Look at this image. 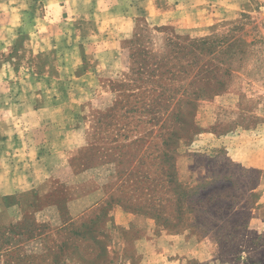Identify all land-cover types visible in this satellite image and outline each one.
I'll return each mask as SVG.
<instances>
[{"label": "rangeland", "instance_id": "1", "mask_svg": "<svg viewBox=\"0 0 264 264\" xmlns=\"http://www.w3.org/2000/svg\"><path fill=\"white\" fill-rule=\"evenodd\" d=\"M175 36L222 43L200 55L196 79L139 81L154 65L139 51ZM54 129L84 143L54 171V192L31 191L39 213L14 219L29 194L3 193L23 187ZM242 129L255 134L240 143L252 152L264 135V0H0V264H143L136 224L121 229L127 248L109 252L118 205L149 215L153 238L204 242V264H264V169L243 167L220 140ZM13 132L28 149L2 143ZM77 173L99 188L82 196ZM164 263L202 264L174 253Z\"/></svg>", "mask_w": 264, "mask_h": 264}, {"label": "crops", "instance_id": "2", "mask_svg": "<svg viewBox=\"0 0 264 264\" xmlns=\"http://www.w3.org/2000/svg\"><path fill=\"white\" fill-rule=\"evenodd\" d=\"M249 130H236L234 134L229 135H221L220 140H224L225 144H228L227 149L231 150L229 154H231V158L234 161L240 163L243 167L246 168H254V169H264V135H258L255 137V141H253V149L252 152H243L244 147L243 142L244 138H250L251 132H247ZM207 134L215 137V133H204L205 137ZM252 137L255 135L252 133ZM42 142L40 145L35 146L36 151L33 153L34 158L32 162L33 172L30 174H20V184L23 187H19L18 190L5 191L3 194H13L15 192L26 191L28 192V203L26 204H18L15 207L13 206L11 216L14 219H20L27 212H36L39 213V210L36 208L31 209V203L35 204V198L30 197L31 191L34 195L38 197L45 196L54 192L55 188L60 186L59 184L62 181L56 179V175L54 171L60 167L67 166L68 160L71 157H75L78 155V149L84 143V136L82 133H79V130H57L54 129L49 134L42 135ZM59 138V139H57ZM235 139V144H230L229 141ZM242 141V142H241ZM13 143L14 145L22 146L21 148H29V144L23 141V133L20 135L16 132L10 133L8 137L3 140L2 143ZM26 145V147L24 146ZM240 145L242 147L240 148ZM43 148V149H42ZM43 150V151H42ZM39 151H42V154H39ZM233 151H236L235 155H233ZM31 155V153H30ZM31 159V157H29ZM2 172H0V177L5 174V167L1 165ZM80 174H84L83 172H79ZM79 173L76 174L80 175ZM83 176L77 177L75 180V185L77 188H82L81 194L90 195L92 192L99 188L97 185L89 184L82 179ZM80 180V181H79ZM7 184V183H6ZM17 185V184H16ZM6 186V185H5ZM84 186H87L89 189L84 192ZM17 188V186H16ZM84 192V193H82ZM91 192V193H90ZM104 195L106 192H103L98 198H95V203L104 199ZM264 201V197L261 198V202ZM33 208V207H32ZM71 213L73 212V208L71 209ZM8 212V213H10ZM111 220H113V229L111 230L112 239L109 244V252L112 254L119 253L124 251L128 243L125 239H121V229L129 226L130 224L138 225L140 229V238L135 242V248L139 252V254L143 255V264H160L164 260L169 259V255L171 254H179V257L186 256L191 260H197L199 263H206L213 257V253L208 251H204V242L202 241H193L192 239L188 240L183 234L180 233H165L164 230H161V234L156 235L154 238L152 237V233L155 231L153 228L148 225L152 220V218L144 213H135L130 210H126L122 206H115L110 211ZM211 238L215 239L212 236V233H209L207 236V241H212ZM161 242V245L159 243ZM166 241V242H165ZM162 246V247H161ZM165 264V263H164Z\"/></svg>", "mask_w": 264, "mask_h": 264}, {"label": "trees", "instance_id": "3", "mask_svg": "<svg viewBox=\"0 0 264 264\" xmlns=\"http://www.w3.org/2000/svg\"><path fill=\"white\" fill-rule=\"evenodd\" d=\"M182 39V37L177 36H175L174 38L165 37L163 50L158 53L152 52L149 47H146L147 49L143 48L141 51H139V55L145 54L149 57V60L146 59V57L142 59L143 61H145V65L143 66H148L150 59H154V62L152 63L154 65L150 67V70H139L140 75L146 74L147 72L150 74V78L141 76L139 78V81H149L152 83L162 84L165 81L174 83L179 80H186V78L188 77H185L179 71H184L186 75H188L187 73L192 72L193 76L191 78L196 79V77L200 75V69H202L204 66L203 64H205L204 62L200 64V55H202V53H204L205 51H207V55L214 52L212 50L220 46L222 43L220 39L214 41L202 40L199 42L190 41L188 43H184ZM136 40H143L141 33H136L131 42H134ZM132 55L136 57L135 53H132ZM132 55L131 57H133ZM188 59H190L189 62L187 61ZM174 60L176 61L174 62ZM184 62H187L188 65L186 66V63ZM166 72L170 74V77L163 76ZM194 79H192L193 81L190 80L189 84L191 82H194ZM218 83L222 84L221 80H219ZM183 94H185V90H183ZM166 189H169L168 183H166ZM168 227L172 228L170 226Z\"/></svg>", "mask_w": 264, "mask_h": 264}]
</instances>
